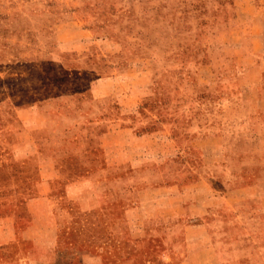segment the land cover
I'll return each mask as SVG.
<instances>
[{
	"label": "rangeland",
	"instance_id": "374dc122",
	"mask_svg": "<svg viewBox=\"0 0 264 264\" xmlns=\"http://www.w3.org/2000/svg\"><path fill=\"white\" fill-rule=\"evenodd\" d=\"M260 170L264 0H0V222L50 175L56 264L101 242L102 264H182L186 239L188 264H212L198 204L223 212ZM30 249L0 244V264Z\"/></svg>",
	"mask_w": 264,
	"mask_h": 264
},
{
	"label": "crops",
	"instance_id": "0c3cea01",
	"mask_svg": "<svg viewBox=\"0 0 264 264\" xmlns=\"http://www.w3.org/2000/svg\"><path fill=\"white\" fill-rule=\"evenodd\" d=\"M55 54L57 56L61 55L57 51H55ZM31 60L29 59V61ZM49 60L51 62H58L61 66L70 67L58 58H55L54 55ZM49 176L48 174L42 173L40 178L47 180ZM255 179L256 182L252 187V192L249 195H247V191L243 194L239 192L240 195H236L237 197L228 201L225 207L226 209L223 212H221L223 209H221L222 205L219 204V198L214 199L211 209L208 207V203L201 202L198 204L199 213H202V216L207 213L210 215V219L209 221L204 219L195 225V228L200 233L198 237L199 241L196 242L198 244L197 246L203 247L199 248L197 253L207 252L212 260V264H224L221 258L226 257L229 264H242L240 261L251 258L256 263L250 261L243 264H264V232L262 231V228H264L263 170H260L255 175ZM43 181L39 182L36 193L31 195L21 205L24 214H20L21 216L17 214L8 215L7 221L10 222L11 226L7 223L6 227L0 222V244L16 242L18 238L32 247L30 250L20 251L18 255H15L19 264H56L58 259L61 260L62 255L66 254L65 250L59 248V245L63 242L57 236L60 231V224H58L57 216L54 213L60 209L58 205L60 199L47 197L48 191ZM66 196L70 198L72 196L71 192H68ZM243 201L247 202L242 204ZM123 213L124 210H122L120 218L118 217L116 220L117 232L120 235L118 243L122 240L121 229H124L126 226ZM34 218L39 220L40 223L36 224L32 220ZM127 226L131 228V223L128 220ZM210 228L222 229V232L227 236L241 233L243 239L238 242L240 245L237 247L232 244L230 247H226L218 235L210 234ZM192 243V239H186V242L184 241L183 243L185 247L181 244L180 258L183 261L182 264H188L190 262L189 260L194 257L190 254V244ZM107 244L106 242H101L82 251L75 250L67 254L66 260L79 257L82 264H102L108 248ZM168 248H166L164 255L169 258L171 252ZM224 250L226 251V256L222 253ZM173 254L177 256L176 252H173Z\"/></svg>",
	"mask_w": 264,
	"mask_h": 264
}]
</instances>
